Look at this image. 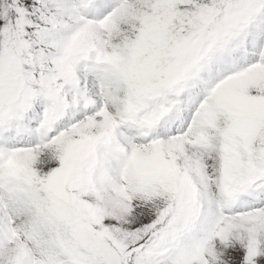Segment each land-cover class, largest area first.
<instances>
[{"label":"snow or ice","instance_id":"6c2138e0","mask_svg":"<svg viewBox=\"0 0 264 264\" xmlns=\"http://www.w3.org/2000/svg\"><path fill=\"white\" fill-rule=\"evenodd\" d=\"M0 264H264V0H0Z\"/></svg>","mask_w":264,"mask_h":264}]
</instances>
